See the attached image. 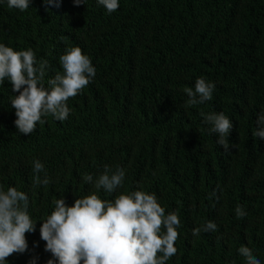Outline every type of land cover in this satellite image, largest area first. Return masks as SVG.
<instances>
[{
	"label": "trees",
	"instance_id": "16d2710c",
	"mask_svg": "<svg viewBox=\"0 0 264 264\" xmlns=\"http://www.w3.org/2000/svg\"><path fill=\"white\" fill-rule=\"evenodd\" d=\"M0 43L46 60L45 87L63 72L59 57L70 47L96 69L68 100L69 117H43L29 136L14 123L18 93L10 81L0 84V186L25 192L36 220L25 234L28 250L6 264L53 259L40 226L55 200L72 205L94 192L114 200L136 190L154 193L165 214L180 219L178 251L166 264H245L241 246L264 264V140L252 135L264 111V0H119L111 14L97 0H59L49 9L31 0L25 11L0 0ZM197 78L215 84L212 99L185 108L184 89ZM202 111L230 119L229 151L208 132ZM35 160L47 186L34 183ZM105 165L125 170L111 195L84 180ZM208 221L216 231L194 237Z\"/></svg>",
	"mask_w": 264,
	"mask_h": 264
},
{
	"label": "clouds",
	"instance_id": "9594fccd",
	"mask_svg": "<svg viewBox=\"0 0 264 264\" xmlns=\"http://www.w3.org/2000/svg\"><path fill=\"white\" fill-rule=\"evenodd\" d=\"M79 6L85 0H73ZM46 8L59 7V0H43ZM111 14L119 8V0H97ZM9 8L25 11L31 0H7ZM63 72L56 73L47 81L43 79L48 68L46 60L37 61L33 50H14L0 43V84L10 81L12 91L18 93L11 99L15 109L14 121L19 133L30 135L36 130L43 117L53 116L65 121L70 114L68 100L76 97L96 75L89 56L80 47H70L59 57ZM215 84L197 78L193 87L184 89L188 99L184 107L196 106L210 101ZM210 127L208 132L217 135V144L225 151L230 150L229 137L233 124L224 113H200ZM253 137L264 140V111L256 120ZM34 183L47 186L49 178L40 160L32 164ZM45 172L43 179L40 173ZM125 170L118 167L113 172L108 165L95 180L88 174L84 180L92 183L97 190L113 194L123 185ZM215 196V192L212 194ZM253 196V194H249ZM54 210L40 226V237L45 241V251L52 254L47 264H166L178 249L175 242L179 238L177 228L180 219L176 212L165 214V208L158 203L154 193L136 190L121 193L114 200L101 199L95 192L75 199L72 205L60 198L54 202ZM28 195L8 187L0 186V264L7 258L28 250L26 233L35 231V221L29 213ZM237 218L246 212L237 205ZM213 221L195 227L192 235L201 232H215ZM245 264H261V261L247 246L238 249ZM33 258L32 264H35Z\"/></svg>",
	"mask_w": 264,
	"mask_h": 264
}]
</instances>
